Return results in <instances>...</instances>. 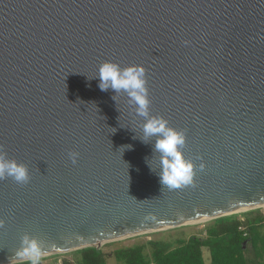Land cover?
I'll return each mask as SVG.
<instances>
[{
	"label": "water",
	"instance_id": "1",
	"mask_svg": "<svg viewBox=\"0 0 264 264\" xmlns=\"http://www.w3.org/2000/svg\"><path fill=\"white\" fill-rule=\"evenodd\" d=\"M105 61L146 69L194 185L161 188ZM0 145L31 176L0 180V264L24 234L46 257L263 207L264 0H0Z\"/></svg>",
	"mask_w": 264,
	"mask_h": 264
},
{
	"label": "clouds",
	"instance_id": "2",
	"mask_svg": "<svg viewBox=\"0 0 264 264\" xmlns=\"http://www.w3.org/2000/svg\"><path fill=\"white\" fill-rule=\"evenodd\" d=\"M96 77L101 91H114L113 100L116 101L115 97L119 93H126L135 114L144 120L143 138L139 139L149 144V140L155 137L152 150L153 153H159V172L156 173L161 188L176 190L194 185L196 165L192 160L187 159L182 151L186 144L185 132L169 126L168 121L162 116L151 114L146 69L137 64L122 68L117 63L105 61L99 66ZM68 157L73 164H76L79 153L69 152ZM149 167L152 170L150 165ZM203 168L204 164L201 163L200 169ZM4 179H11L23 185L30 182L31 176L28 166L9 157L4 146L0 145V180ZM2 226L3 221H0V227ZM44 255L41 242L36 237L29 234L21 237L20 247L15 253L16 258L27 260L30 264H40Z\"/></svg>",
	"mask_w": 264,
	"mask_h": 264
},
{
	"label": "trees",
	"instance_id": "3",
	"mask_svg": "<svg viewBox=\"0 0 264 264\" xmlns=\"http://www.w3.org/2000/svg\"><path fill=\"white\" fill-rule=\"evenodd\" d=\"M203 249L208 250L209 264H264V213L257 208L213 219L201 235L173 244L148 241L111 253L87 247L73 254L75 264H108L110 258L115 264H205Z\"/></svg>",
	"mask_w": 264,
	"mask_h": 264
},
{
	"label": "rangeland",
	"instance_id": "4",
	"mask_svg": "<svg viewBox=\"0 0 264 264\" xmlns=\"http://www.w3.org/2000/svg\"><path fill=\"white\" fill-rule=\"evenodd\" d=\"M264 213V206L260 208ZM255 210V209H252ZM250 210L240 211L235 214H241ZM212 220L198 221L189 223L176 228L166 229L163 231L143 233L135 236L124 237L118 240H114L109 243H105L98 248L102 249L105 253H111L117 248L130 247L137 244H143L148 241H162L173 244L179 239H187L193 235H201V231L205 225L209 224ZM74 251L59 253L56 255H50L42 257L41 264H75ZM203 259L205 264H209L210 258L207 249H203ZM108 264H115L112 258L108 259Z\"/></svg>",
	"mask_w": 264,
	"mask_h": 264
}]
</instances>
